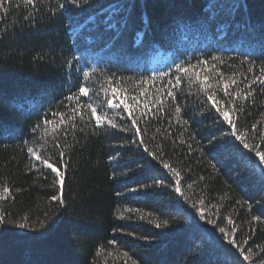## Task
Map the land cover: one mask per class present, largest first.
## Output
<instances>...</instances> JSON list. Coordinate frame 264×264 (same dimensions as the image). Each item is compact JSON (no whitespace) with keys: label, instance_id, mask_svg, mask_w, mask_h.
I'll use <instances>...</instances> for the list:
<instances>
[{"label":"trees","instance_id":"trees-1","mask_svg":"<svg viewBox=\"0 0 264 264\" xmlns=\"http://www.w3.org/2000/svg\"><path fill=\"white\" fill-rule=\"evenodd\" d=\"M0 2L9 9H0V191L10 189L0 200V264H264V164L209 110L198 84L185 82L175 103L168 100L163 113L137 122L143 145L132 131L96 128L83 107L85 119L77 117L75 129L56 133L61 148L52 137L60 124L53 114L63 112L67 122L77 103L104 105L98 115L107 112L129 127L128 112L107 108L100 89L109 97L115 87L121 99L150 101L176 64L207 60L210 75L219 70L225 80L238 81L230 91L247 90L264 67V0H87L79 7L67 0H36L34 7ZM160 73L168 76L161 80ZM141 81H147L144 95ZM80 84L92 91L76 100ZM252 88L248 100L239 101L245 110L238 127L244 142L264 151V85ZM217 98L235 119L219 91ZM45 119L49 135L34 133ZM41 145L45 150L37 154L61 172L62 185L27 151ZM164 163L180 172L183 196ZM154 180L165 186L142 187ZM162 221L168 223L157 228ZM217 225L237 245L230 246Z\"/></svg>","mask_w":264,"mask_h":264},{"label":"snow or ice","instance_id":"snow-or-ice-1","mask_svg":"<svg viewBox=\"0 0 264 264\" xmlns=\"http://www.w3.org/2000/svg\"><path fill=\"white\" fill-rule=\"evenodd\" d=\"M10 2V0H9ZM67 2L71 3L72 5L80 6L82 3L86 4L87 0H67ZM23 3L26 6H35L36 0H23ZM16 7H19V4L16 5ZM60 8H64V4L59 5ZM0 9L3 10L5 14L8 13L9 9L8 7H4V4L0 2ZM31 17H25V19H30ZM213 61L219 60L218 57H212ZM220 63H224L223 60H220ZM199 65H204V69L199 68ZM69 67H71V62H69ZM211 68H215L216 65L212 64L210 66ZM176 72L168 78L162 87L157 89V94L154 98H152L150 101H145L141 103V99L139 96L131 95L127 96L125 95L123 99L120 98V95H118V91L115 87L111 88V96H108V89L107 88H101L100 91L104 92V95L107 97L105 100V104L107 108L116 110L119 109L121 112L127 111L128 117L131 118V125L127 128L123 127V125H117L112 118H110L107 114V112H104L102 115H98V109H103L104 105H96L94 102H89L83 106H81L79 103L75 107L71 109L72 115L68 117V121L66 122L64 120V113H54V116L60 117V124L57 126L56 129H53L52 137L54 140V146L59 149L61 148V145L59 143V140L56 136V133L60 129H66L68 126L75 129L76 124L75 120L77 117H79L80 120H84L85 116L82 112L81 108H86L90 110V115H88L87 119L89 122L94 121L96 128H104V127H111L113 129L119 127L121 131H132L134 132V140L138 139V142L143 145L144 139L141 138L142 133L141 129L137 126V122L139 120H144L147 122L152 117H155L158 113H163L164 111V105L168 100H171L172 102L177 101V96L183 91L182 85L187 82L188 86L191 87L193 84H198L199 88L198 91L203 93L205 97V103L211 102V106L209 110L212 108L215 109V112L218 113V117L222 118V122H227L231 129H232V136H234L237 140H240L241 144L245 149H249L252 153H254L255 157H259V160L262 164H264V151L260 150L261 145H249L248 143L244 142V139H242V136L246 135V133H240V129L238 127L239 122V114L244 112V105L240 104L239 101H247L249 96L252 95V92L254 89L252 88L253 84L259 83L260 85H264V67L260 68V75L254 76L253 79L248 81V84L245 86L247 90L237 89L235 92L230 91L231 88L236 87L238 84V81L236 79H232L230 82L224 79V74L219 72V70L216 71L214 75L209 74V62L207 60L198 61L196 65H188L184 66L183 64H176L175 65ZM94 71V70H93ZM204 72L205 74L201 76V72ZM253 68L250 64L248 68V72H252ZM82 75L85 78V80L91 79V73L89 71H82ZM168 73H160L158 74V77L163 80L164 77H167ZM109 84H112L113 77L109 76L106 78ZM154 79L155 78H150ZM210 79H216V84L213 85L210 83ZM147 83V81H141V88L140 92L141 95L145 94V89L143 88V84ZM222 85V86H221ZM92 89L88 86H85L84 84H80L78 87L79 96H76L75 99L79 100L80 96L83 97H89L90 92ZM217 91L221 92L224 99H226L229 103L230 110L235 114V119H231L229 115V110H224L219 105L223 103V101L219 98H217ZM73 96H69L67 99L69 101L73 100ZM129 101H132L133 103H129ZM150 104L152 107H150ZM155 109V110H154ZM139 113V115H137ZM181 113V107L178 103L175 104V114L179 116ZM51 121L48 119H45L43 121V127L41 124H37L35 127H33L32 131L35 133L38 130H42L43 133L47 136L49 135L47 125L50 124ZM257 125L252 124L251 129L254 131L256 130ZM159 131V129L157 130ZM65 136H67V131L65 130L63 133ZM261 139H264V136L261 137ZM44 146L41 145L40 149H34L33 147H28L27 151L35 157L37 161H40L43 165H45L47 168L51 169L52 172L56 174V176L59 178V183L63 184V176L61 172L54 167L52 163H49L48 159H42L41 155H38V151H43ZM145 152H149V149L147 147L144 148ZM65 153L63 151L59 152V159L60 161H63ZM149 155H153V153L149 152ZM163 168L168 169L169 172L176 177L175 185H174V191L181 196H183V192L181 191V180L180 172H178L175 168L170 167L168 163L163 164ZM262 171H264V168H262ZM238 179L242 180L243 177H238ZM165 182L164 180H154L153 184L151 186L145 184L142 185L144 188L148 187H164ZM188 187H192V185H188ZM132 191H136V189H132ZM10 193V189L7 186H4L2 191H0V200L7 199L8 195ZM53 199H59L58 197H53ZM201 204L204 203L203 200L200 201ZM193 208H196V204L192 205ZM129 211H135L134 209H129ZM197 212L199 214L200 219L205 218V213L203 210L197 208ZM121 215H123L121 213ZM5 217L3 215H0V222H3ZM260 217L253 216L252 220H259ZM210 224H215L216 221L209 219L207 221ZM168 221H162L156 223L157 228L164 227ZM229 224H232L233 221L229 219ZM218 230L221 234V237L223 239H226L228 241V244L231 245H237L236 239H230L228 235L226 234V229L224 227H219L217 225ZM236 229L233 228V232H235ZM144 239H147V237H144ZM246 242V241H245ZM250 251V249L248 250ZM245 250L243 249V246H240V255L243 256L244 260H249V256L245 255ZM125 256H127V253H124ZM131 264H136L135 260L131 261Z\"/></svg>","mask_w":264,"mask_h":264}]
</instances>
